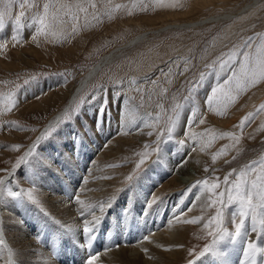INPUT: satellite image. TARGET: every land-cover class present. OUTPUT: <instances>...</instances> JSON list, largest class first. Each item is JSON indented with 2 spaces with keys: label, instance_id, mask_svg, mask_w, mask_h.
<instances>
[{
  "label": "rangeland",
  "instance_id": "obj_1",
  "mask_svg": "<svg viewBox=\"0 0 264 264\" xmlns=\"http://www.w3.org/2000/svg\"><path fill=\"white\" fill-rule=\"evenodd\" d=\"M0 12L4 14L0 27V200H6L9 192H19L21 196L13 197L15 202L34 206L35 199L30 200L28 193L37 196L35 185L22 184L20 173L30 169L44 149L50 148L52 161L60 159L64 151L57 148V140L81 171L110 142H117V155L112 151L102 158L107 164L104 169L113 173L116 192L131 186L149 168L163 170L167 162L187 163L196 173L178 191L185 200L196 188L193 185L204 194L203 203L197 205V221L186 230L181 264H195L226 241L233 244L230 238L213 243L219 229L209 221L221 207L218 193H226L241 172L246 173L245 193L264 172V78L257 76L255 83H246L241 72L242 61L255 67L264 61V0H0ZM21 12L24 15L17 24ZM168 25L180 26L157 32ZM146 32L141 40L123 48ZM111 51L112 58L78 92L86 73ZM229 57L231 61L222 69L221 63ZM233 73V82L225 85ZM214 87L217 93L209 105ZM72 92L76 95L63 112ZM60 111L62 117L54 125L56 118L49 123ZM245 117L248 120L240 127ZM101 131L104 139L95 146ZM33 144H37L33 155L14 168ZM59 168L65 170L61 159L44 167L51 183H57L54 175ZM213 183L219 187L210 193ZM147 197L142 199V209L150 214L144 215L146 222L157 213L149 210L155 201ZM40 210L41 217H49ZM108 211L97 222L101 239ZM124 214L110 216L107 223L131 224L137 230V219ZM239 220L238 203L226 204L222 227L234 232ZM253 227L250 213L244 234L234 242L238 249L249 242L264 248V234L257 235ZM62 236L59 232L56 238ZM208 245L212 249L201 256Z\"/></svg>",
  "mask_w": 264,
  "mask_h": 264
},
{
  "label": "bare ground",
  "instance_id": "obj_2",
  "mask_svg": "<svg viewBox=\"0 0 264 264\" xmlns=\"http://www.w3.org/2000/svg\"><path fill=\"white\" fill-rule=\"evenodd\" d=\"M173 26L180 25H168L159 28L157 32ZM146 34L148 32L129 41L123 48L141 40ZM112 51L100 56L84 76L83 85H79L78 92L107 63L106 61L112 58ZM21 54L19 52V55ZM74 94L72 92L69 95L70 103ZM61 112L57 113L58 115H55L49 123L54 118H58L55 119L54 125L60 119ZM103 136L102 131L98 133L95 146L102 141ZM61 143L60 140L56 141L57 148H62L61 150L64 151L60 159L62 164H65V170L59 168L58 174L54 173L57 183H51L50 178L48 180L45 174L44 167L60 160L59 158L51 160L53 155H50V148L48 151L44 149L36 156L35 163L30 169L27 168L20 173L19 181H22V184L24 182L35 185L37 193L34 198L36 205L33 203L35 207L26 203L18 204L20 200L15 202L17 197L13 198L8 194H5L8 195L7 198L5 196L6 200L3 198L0 200V232L2 231L0 264H88L93 255L96 256L93 264L180 263L179 259L183 255L182 245L187 246L188 231L186 230H190V222L187 221H197L195 219V213L199 209L197 205L203 203L204 196L199 187L193 189L186 200L184 195L178 193L180 187L189 185L195 178L196 173L190 171L189 165L182 162H167L163 170L155 172L154 169L149 168L137 181L124 189L126 192L123 194L122 190L114 191L116 183L111 175L113 173L107 167L104 169L107 164L102 162V158L107 154L111 155L112 151L117 155L116 152L120 150L119 143L110 142L111 145H107L99 152V157L98 155L97 158L93 157L94 160L89 166L82 170L84 172L78 165L76 166L75 158ZM67 167H71L72 170L68 171ZM164 192L168 193L160 198L161 193ZM145 197L149 198V202L155 201L151 203L152 207H148L149 210L157 211L154 218L147 222L144 220V215L150 214L147 209V212L144 210L145 203H142V199ZM114 199L117 200L113 204L115 206L111 205ZM21 201L23 202V199ZM123 201L126 203H122ZM166 205L167 207L162 211ZM38 208L47 211L49 217H41L43 211ZM107 211L109 215L103 219L105 236L101 239V232L97 234L100 227V223L97 222ZM121 213L137 219L135 220L137 223H134L137 224V230H134L135 227L132 228L131 224L121 226L113 225V222L107 223L110 216L113 218ZM86 225L93 228L92 239H88L83 233ZM59 232H63L62 238H56ZM244 250L245 248L240 250L234 243L229 244L226 241L219 249L209 252L208 256L202 257L195 264H242V262L252 264L253 261L255 264H264V257H261L264 253L255 252L245 256ZM260 258H263V261H260Z\"/></svg>",
  "mask_w": 264,
  "mask_h": 264
},
{
  "label": "snow or ice",
  "instance_id": "obj_3",
  "mask_svg": "<svg viewBox=\"0 0 264 264\" xmlns=\"http://www.w3.org/2000/svg\"><path fill=\"white\" fill-rule=\"evenodd\" d=\"M24 15L23 12L19 14V16L16 17V22L19 24L20 18ZM3 17L4 14L0 12V27H3ZM13 40H15V37H12ZM231 61V57H229V61H226L224 63H221V68L223 69L227 63ZM241 72L242 74L246 77L245 82L246 83H255L256 82V77L259 76L261 78H264V61H261L259 63L258 67H255L251 64H245L243 61L241 62ZM236 76L235 73H233L232 77H229L228 80L224 82L225 85H229L233 82L234 77ZM203 79V76L201 77ZM219 87V86H218ZM217 93V88L214 87L212 89V95H209L207 103L209 105L212 104L213 99L215 94ZM227 99V97H225ZM107 103V100H105V104ZM264 108V105L261 106ZM193 115H195V112H193ZM248 120V117H245L244 119L241 120L240 122V127H243L246 121ZM191 123V119L189 121V124ZM49 133H46L44 136H41L37 144L39 143L40 140L46 139L47 135ZM37 144H33L32 148L29 149L28 152L25 153L24 157H21L18 161L17 164L14 165L13 167H18L22 162H24L27 157L32 156L34 149L36 148ZM14 148H19V145L14 146ZM223 152V149L221 150ZM214 161L216 159V156H213L212 158ZM141 163H143V160H141ZM139 167V165H137ZM249 170H253L252 166L249 167ZM246 176L245 172H241L236 179V183L233 184L231 187H229L225 192H219L218 193V199L220 201L221 207L217 210V213L215 216L212 217L211 221L209 223L215 222L217 225L219 231L217 233V240H214L213 243H217L220 240H224L225 238H230L232 242L234 243L241 235L242 233V228L244 225L245 218L249 216L251 213V219L253 222V231L256 232L257 235H262L264 234V172H262L255 181L251 183V186L247 189V192L245 193V184L247 181L244 179ZM131 179V177H129ZM0 183H3L2 180H0ZM200 183L206 184L207 181H202ZM225 184H228V179L225 177ZM192 187H197V185H193ZM219 185L216 183H213L210 188H208V191L210 193H213V190L218 188ZM10 196L13 197H19L21 196V193L19 192H9ZM227 195V200L225 201L224 197ZM254 197H255V203H254ZM28 198L30 200H34V197L31 193H28ZM215 203V201H213ZM232 203H238L239 205V223H234V232H230L227 230V228L222 227L223 225V209L226 204H232ZM261 210V211H258ZM235 216V214H233ZM190 223H195L196 221H187ZM256 225H259L257 228ZM208 225H205L207 227ZM93 232V228L89 226H85L83 228V233L88 237V239H92L91 233ZM212 249V245H208L204 248V250L200 253L201 256L205 255L206 252H209ZM264 253V248H257L254 243L249 242L247 244V247L244 250L245 256L250 255V253ZM96 260V256H92L91 259L88 261V264H93V261ZM189 264H192L190 261ZM243 264V262H242ZM252 264H255L253 261Z\"/></svg>",
  "mask_w": 264,
  "mask_h": 264
},
{
  "label": "water",
  "instance_id": "obj_4",
  "mask_svg": "<svg viewBox=\"0 0 264 264\" xmlns=\"http://www.w3.org/2000/svg\"><path fill=\"white\" fill-rule=\"evenodd\" d=\"M69 106H70V102L68 103L67 107H65V109L63 110V112H66L67 109L69 108ZM63 112H62V114H63ZM62 114H61V116H62ZM61 116H60V118H61ZM56 119H58V118H56Z\"/></svg>",
  "mask_w": 264,
  "mask_h": 264
}]
</instances>
